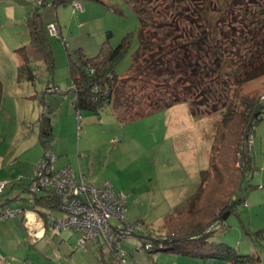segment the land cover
I'll return each instance as SVG.
<instances>
[{"label": "rangeland", "instance_id": "1", "mask_svg": "<svg viewBox=\"0 0 264 264\" xmlns=\"http://www.w3.org/2000/svg\"><path fill=\"white\" fill-rule=\"evenodd\" d=\"M55 1L0 0V185L4 186L0 204L9 201L6 207L11 210L29 208L31 193L36 190L33 181L36 168L46 153L38 140L40 126L47 118L50 127L53 126V144L49 154L57 155V150L63 147V154L57 155L59 158L54 167L58 169L62 160H68L72 170L77 173L81 170L87 182H101V185L109 182L116 193L126 195L124 219L127 223L140 222L143 229L151 231L154 237L168 236L173 231L175 234L179 231L190 233L197 226L209 225L205 231H212L208 242L224 244L242 256L257 259V264H264V108L263 119L256 124L249 142L242 145L250 154L252 162L235 192L234 213L225 220L221 218L217 221L223 206L230 199L221 201L218 187L212 185L206 195L211 196L216 204L209 206L210 202L204 203L200 208L197 207L198 211L196 207H192L193 196L202 181L208 177L207 159L214 132L213 124L220 119L216 113L205 114L209 101L202 93L210 89L212 98L232 107L234 103L229 90L234 82L232 76L223 73L221 77L225 81H222L209 73L208 77L211 78L205 77V86L189 90L186 88L188 83L185 82L190 77L181 78L186 64L183 51L172 57L182 69L181 74L175 72L174 79L177 81H172L168 72L163 75L162 62L153 71H142L140 78L131 70L140 28L138 16L133 9L139 15L140 10L145 17H151L147 21V28L145 27L144 34L147 37L157 27L177 36L183 33L187 37L192 30L199 34L194 26L197 15L194 14L193 7H174L173 0H64V4L54 6L52 4ZM213 1L204 0L207 7H213ZM73 2L80 3L82 9L75 10ZM35 8L47 33L54 69L50 75L42 65L37 64L36 78L31 83L25 79L14 50L28 45L29 35L25 21ZM237 19L234 14H228L221 21H216L214 29L217 40L221 37L219 44L230 43L229 37L233 40L243 37L244 26L239 21L241 18ZM57 21L60 30L56 27L59 35L54 36L49 33L48 25H56ZM236 31L238 34L235 35ZM156 34L158 36V32ZM127 35L133 37L129 50L114 70L119 79L129 78L120 87L119 95L122 96L121 102L129 95L128 100L131 102L128 109L131 118H127L126 110H120L122 114L119 116L118 111L116 114L113 106H109L99 111L98 115L79 111L82 118L77 119L75 111L66 101V98L72 97L71 93H65L70 86L67 56L74 59L75 53L79 51L92 58L105 41L115 48ZM263 39H260L261 42H264ZM148 55L149 52L143 50L138 61L144 62ZM191 58L194 59L193 56ZM196 61L195 70H201L204 65L200 64L199 58ZM157 75H163L166 80L161 82ZM53 79L58 86L55 94L46 91V86ZM149 79H152L153 84L145 82ZM229 81L231 82L225 87ZM133 83H136L135 90L130 88ZM243 92L257 98L264 97V77L248 83ZM177 94H180V98H187L186 102H174L176 104L172 107L160 111L153 107L155 102L164 99H167L166 103L170 99L172 101L171 97ZM62 98L65 100V107L60 116L58 106ZM67 105L70 109H67ZM192 107L198 111L197 115L202 113L205 117L194 118L191 114ZM70 114L73 122L68 118ZM121 117H126V120H119ZM58 121L62 122V128H58ZM229 170L238 169L233 166ZM238 178L239 175L236 179L226 177L225 193L230 197ZM44 192L40 190L37 194ZM64 216L60 211L52 213L57 221ZM168 217L171 223L165 221ZM23 221L21 213L0 223V264H102L95 255V247L87 242L80 246V235L73 230L56 231L52 228L40 238H29ZM110 223L114 221L110 220ZM167 225L173 229L168 230ZM130 241L138 243L135 238L121 241L122 251L128 250L122 262L115 257L107 263L151 264L146 258L148 255H140L139 249L134 248ZM156 247L164 249L163 245ZM151 255L153 260L157 258L158 263L167 259V264H172V261L184 264H225L216 260L191 259L181 252L178 254L171 250H159Z\"/></svg>", "mask_w": 264, "mask_h": 264}, {"label": "trees", "instance_id": "2", "mask_svg": "<svg viewBox=\"0 0 264 264\" xmlns=\"http://www.w3.org/2000/svg\"><path fill=\"white\" fill-rule=\"evenodd\" d=\"M58 2L59 3H57L56 0L52 5L64 4V0H58ZM173 2L175 4L174 7L177 5H188L193 7L194 14L197 15L194 26L199 34L194 33L192 30L187 37H185L183 33L177 36L172 32H168L166 29L163 30L162 27H157L156 30L152 32V35L147 37L144 32L147 28V21L151 19V17H145L144 13L142 14L140 10L139 12L141 15H139L137 11L133 9V12L138 16L140 28L137 32L138 46L135 52L136 55H134L133 58L131 70H134V75L136 74V76L140 78L142 71L145 69L153 71L157 69L158 64L162 62L163 64L161 65L164 67L163 75L168 72V76L171 80L177 81L174 79L175 72L181 74L182 69L179 67V63L173 60L172 57L177 56L180 51H183L184 62H186V64L184 63L185 70L181 78L183 76L190 77L187 78L185 82L188 83L186 88L188 87L189 90H195V88L199 89L205 86L203 81H205V77L211 78L208 77L209 73L216 75V77L219 78V80L222 79V81H225V79L221 77V74L224 73L227 76H232L234 82L229 89L232 92L231 100L234 103L232 107L227 106L225 102L212 98L210 89L202 93L209 101L207 102L208 110L205 114L209 115L213 112L219 115L220 119L213 124L214 132L206 171L208 177L202 181L197 193L192 198V207L200 208V206L208 202H210L209 206L216 204L211 196L206 197V195L209 193L208 188L212 185V187H218L221 201L222 199L230 198L228 204L223 206L220 215L216 218L217 221H220L225 212H229V215L234 213L235 192H237L242 177L246 170L249 169L252 162L250 154L243 149L242 145L249 142V138L253 134V129L256 124L263 119L264 99L244 93L243 88L248 83L264 77V42L260 40L264 38V0H214L213 2L215 4L213 7H207L204 0H173ZM199 2L200 4L198 5ZM41 5L42 3L40 6ZM211 8L215 9L211 10ZM174 9L171 8V10ZM257 13L259 15H257ZM228 14H234L238 19L241 18L239 21H241L244 26L243 29L245 34L243 37L239 36L235 40L229 37L230 43L225 42L221 45L222 43L219 44L221 37L217 40V32H215L214 27L217 20L221 21L223 17ZM25 27L29 35V43L27 46L14 50V53L20 61L25 79L33 83L36 78V65H42L47 73L51 75L54 69V59L50 50L47 33L43 27L41 16L36 8L27 16ZM229 29L228 32H230ZM157 32L158 36L156 34ZM236 34H238V31H236L235 35ZM153 36L155 38H153ZM132 38L133 37L130 35L125 36L115 48H112L108 44V41H105L102 43L99 52L92 58L86 57L79 51L75 53L74 59L70 58L69 55L67 56L69 84L74 86L73 92L69 90H67V92L74 93L76 97L73 102L76 111L83 110L98 115L99 111L106 107L113 106V110H115V113L118 111L119 116L122 114L120 110L124 109L126 110L127 118H131L128 109V104L131 102L130 99L128 100L129 95L124 98L123 102L120 100L122 96L119 95L120 87L124 85L129 78L119 79L114 69L117 63L128 52ZM250 40H258L259 42H250ZM143 50L148 51L149 55L144 58V62L138 61ZM191 56H193L194 59H190ZM196 58H199L200 64L204 65L201 70H195L197 64ZM142 67H144V69H142ZM162 76L157 75V78H159L161 82H164L166 78ZM145 82L153 84L152 79L146 80ZM230 82L231 81L224 86H228ZM135 84L136 83L130 84V88L135 90ZM49 85L53 86L52 84ZM53 88L56 89L55 86H53ZM115 94L116 96H114ZM131 97L132 96H130V98ZM171 98L172 101H170V99L168 103H166L167 99L161 100V102H155L156 104L153 105V107L160 111L172 107L176 104L174 102L179 103L180 101H184L185 103L187 100V98H180V94L173 95ZM202 106H200V108ZM147 109L149 110L150 107H147ZM197 113L198 111L196 108L192 107L191 114L194 118L200 119V117L204 116L202 113L199 115H197ZM118 119L126 120V117ZM39 136L38 142L43 151L49 153L53 138L49 119L46 118L40 126ZM233 166L238 170H229V168ZM238 175L237 186L236 188L234 187L235 190H233V195L230 197L225 193L228 180L226 177L236 179ZM38 191L40 190H35L31 193L29 208H22L21 210L36 212L44 221V232L46 234L50 229H54L50 219L57 221L56 218L52 217V213L60 211L59 201L47 190H42L45 192L41 195L37 194ZM15 198L17 199V197ZM8 203L9 201L3 202L0 204V208L6 207ZM199 208H197V211ZM170 220L171 219L168 217L165 221L171 223ZM136 224L141 223L137 222ZM112 225L116 226L117 222L114 221ZM171 225H173V222ZM167 226L168 230L173 229L170 225ZM197 227L196 230L193 229L190 233H188V231H179V233L175 234V231H168V233L171 232L168 236L156 237L152 236L151 231L144 228L135 233V236L139 241L143 239L154 241V248L148 254L159 251L160 249L156 246L162 244L164 249L162 248L161 251L171 250L178 254L181 252L191 258H199L204 261L219 260L224 261L226 264H257L259 262L251 256H242L237 251L224 244L208 242L209 235L212 231L208 230L206 233L205 231L209 228V225ZM81 239L80 235L78 241L80 246H83L85 242L92 244L95 247L94 249H96L95 255L98 261L102 264H108V260L102 252V248L105 250V246L102 243L99 241L96 243L81 241ZM109 252L110 256H112L109 259L116 257L114 251L110 250Z\"/></svg>", "mask_w": 264, "mask_h": 264}, {"label": "built area", "instance_id": "3", "mask_svg": "<svg viewBox=\"0 0 264 264\" xmlns=\"http://www.w3.org/2000/svg\"><path fill=\"white\" fill-rule=\"evenodd\" d=\"M73 7L75 10L82 9L77 2H73ZM56 27L55 24L49 25L51 35H59ZM67 90L73 92L74 86L70 85ZM46 91L56 93L57 89L49 85ZM75 99L74 95L73 101ZM55 163L56 158L45 153L33 179L36 190H47L58 199L59 209L65 215L61 221L54 222V229L74 230L81 235V241H99L109 251H114L118 261L122 262L125 253L121 250V241L133 237L143 229L140 224L125 221L126 196L115 193L109 182H105L101 188L93 187L83 177L78 178L69 167L56 170ZM3 190L4 186L0 185V194ZM21 213L27 214L21 210L0 209V223ZM110 220L117 222V225L113 226ZM140 244L141 253L154 248V241L150 239L140 240Z\"/></svg>", "mask_w": 264, "mask_h": 264}, {"label": "crops", "instance_id": "4", "mask_svg": "<svg viewBox=\"0 0 264 264\" xmlns=\"http://www.w3.org/2000/svg\"><path fill=\"white\" fill-rule=\"evenodd\" d=\"M49 25H51V23H49ZM48 25V26H49ZM56 26L59 28V21H57V24H56ZM59 30H60V28H59ZM60 35H61V32H60ZM17 57V56H16ZM19 60V59H18ZM19 63H20V61H19ZM53 81H54V79H53ZM51 82V81H49V82H51L50 84H52L53 86H55L56 88L58 87L57 86V83H56V81H54V82ZM47 87V86H46ZM58 89V88H57ZM68 89V88H67ZM67 89L65 90V93H69V92H67ZM65 93H61L62 95H65ZM72 94V93H71ZM70 97V96H69ZM66 98V101L68 102V105L70 106V107H72V109H73V111H75V116H76V118L77 119H79L80 117L82 118V116H81V114H80V112L79 111H76L75 109H74V106H73V104L71 103V101H72V99H73V94H72V97H70V98ZM54 100H56V98L54 99ZM64 99L62 98V101L60 102V104H59V112H58V114L60 113V116H62V109L65 107V106H63V104L65 103L64 101H63ZM57 101V100H56ZM43 102H44V104H45V101H44V98H43ZM43 102H42V104H43ZM67 105V109L69 108V106ZM107 108V107H106ZM70 109V108H69ZM105 109V108H104ZM85 112H88V111H85ZM48 118H50V116H48ZM68 118H69V120L71 121V122H73V117H72V115L70 114V115H68ZM66 124H67V122H66ZM62 128L63 127V125H62V122H59L58 121V128ZM51 131L53 132V126H52V128H51ZM59 134H61V132L59 131ZM53 144V143H52ZM51 144V145H52ZM61 145H63V143L61 144ZM50 148H52V147H50ZM63 148V147H62ZM62 148H60V149H58L57 151H58V153H56L57 155H61V154H63L62 153ZM57 155H54L57 159L59 158V156H57ZM209 155H210V153H209ZM209 155H208V159H209ZM208 159H207V161H208ZM56 164H57V162H56ZM80 164H81V162H80ZM63 167H70L71 169H73L72 167H71V163H69V161L68 160H62V163H61V165H59V168L58 169H60V168H63ZM80 167H81V165H80ZM75 172V171H74ZM78 176L79 175H82V177L84 178V176H83V174L81 173V170H79V172L77 173V172H75ZM84 180H85V178H84ZM86 181V180H85ZM87 182V181H86ZM89 184H91L92 186H94V185H97L98 187H95V188H101V187H99V185H101V182H94V184H92V183H90V182H88ZM105 183V182H104ZM103 183V184H104ZM101 186H103V185H101ZM112 186V185H111ZM5 224H7V223H5ZM23 225H24V227L26 228V230H27V232H28V236H29V238H31V237H34V238H37V237H41L43 234L45 235V228H44V224H43V221H42V219L36 214V213H30V214H26L25 216H24V221H23ZM136 239V238H135ZM132 244V246H134V248L136 247V249H137V247H138V243H135L134 241H130ZM128 244V243H127ZM129 246H131L130 245V243L128 244ZM127 249H125L124 250V253H127ZM102 252H103V254H104V256H105V258L109 261V258L110 257H112V256H110V254L106 251V250H104L103 248H102ZM145 257V256H144ZM146 258H147V260L151 263V264H167V259H163V260H161L159 263H158V260H157V258H155L154 260H153V258H152V255H150V257H148V256H146ZM188 258H191V257H188ZM191 259H199V258H191ZM164 260H166V262H164ZM199 260H201V259H199ZM216 261H219V260H216ZM220 263H225L224 261H219ZM202 263V262H201ZM172 264H184L183 262H181V263H179V261H172ZM226 264V263H225Z\"/></svg>", "mask_w": 264, "mask_h": 264}, {"label": "clouds", "instance_id": "5", "mask_svg": "<svg viewBox=\"0 0 264 264\" xmlns=\"http://www.w3.org/2000/svg\"><path fill=\"white\" fill-rule=\"evenodd\" d=\"M57 89V88H56ZM57 91H58V89H57ZM57 93V92H56ZM55 94V93H54ZM73 94V93H72ZM73 98H74V94H73ZM262 99H264V97H262ZM73 99H72V101H71V103L73 104ZM53 156V155H52ZM55 157V156H54ZM56 158V157H55ZM56 162H57V158H56ZM63 168H66V167H63ZM70 168V167H69ZM56 169V168H55ZM60 169H62V168H60ZM56 170H59V169H56ZM73 171V170H72ZM74 172V171H73ZM75 173V172H74ZM76 174V173H75ZM77 175V174H76ZM78 176V175H77ZM82 177V175H79L78 176V178L79 177ZM84 179V178H83ZM85 181V180H84ZM86 182V181H85ZM88 183V182H87ZM91 185V184H90ZM94 187V186H93ZM112 187V186H111ZM113 189V188H112ZM116 193V192H115ZM118 194V193H117ZM126 196V195H125ZM126 200H127V196H126ZM127 204V203H126ZM4 208H7V207H4ZM0 209H3V208H0ZM10 209V208H9ZM16 210H21V209H16ZM21 211H23V212H27V214H30V213H36V212H34V211H29V210H21ZM61 212V211H60ZM23 214V213H22ZM37 214V213H36ZM38 215V214H37ZM24 216H25V214H23V218H24ZM39 216V215H38ZM59 221H61V220H59ZM50 222H51V224H52V226H54V222H58V221H55V220H53V219H50ZM134 224H136V223H134ZM141 225V224H140ZM55 230V229H54ZM131 238H136V241H138V244H139V246L137 247V250L139 249V251H138V253L140 254V255H143V256H145V255H148V257L151 255V254H154V252L153 253H151V254H148L149 252H151V251H148V252H145V253H141L140 251H141V244H140V241L138 240V238L134 235L133 237H131ZM120 247H121V245H120ZM105 250L110 254V252H109V250L105 247ZM122 250V249H121ZM161 250H162V248H161Z\"/></svg>", "mask_w": 264, "mask_h": 264}, {"label": "water", "instance_id": "6", "mask_svg": "<svg viewBox=\"0 0 264 264\" xmlns=\"http://www.w3.org/2000/svg\"><path fill=\"white\" fill-rule=\"evenodd\" d=\"M228 216H229V214H228V213H225V214L222 216V220H225Z\"/></svg>", "mask_w": 264, "mask_h": 264}, {"label": "bare ground", "instance_id": "7", "mask_svg": "<svg viewBox=\"0 0 264 264\" xmlns=\"http://www.w3.org/2000/svg\"><path fill=\"white\" fill-rule=\"evenodd\" d=\"M158 249H160V248H158ZM161 250V249H160Z\"/></svg>", "mask_w": 264, "mask_h": 264}]
</instances>
